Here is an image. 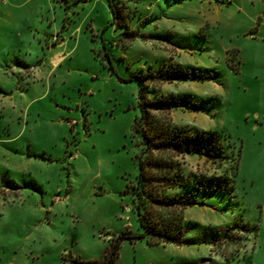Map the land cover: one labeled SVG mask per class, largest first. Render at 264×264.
Wrapping results in <instances>:
<instances>
[{"label":"rangeland","instance_id":"374dc122","mask_svg":"<svg viewBox=\"0 0 264 264\" xmlns=\"http://www.w3.org/2000/svg\"><path fill=\"white\" fill-rule=\"evenodd\" d=\"M123 4L0 0V264H264V0ZM162 97L156 119L226 146L179 159L224 190L168 192L197 199L181 246L136 237L135 129Z\"/></svg>","mask_w":264,"mask_h":264},{"label":"trees","instance_id":"16d2710c","mask_svg":"<svg viewBox=\"0 0 264 264\" xmlns=\"http://www.w3.org/2000/svg\"><path fill=\"white\" fill-rule=\"evenodd\" d=\"M106 0L108 8L113 14H122V22L125 20L124 2L134 0ZM122 2V3H121ZM125 15V16H124ZM124 17V18H123ZM121 19V17H120ZM128 39L133 40L136 32H127ZM179 71V70H178ZM187 78L186 76H184ZM181 79L175 75L160 76L161 81ZM141 115L138 117L136 134L141 137V156L137 160L138 174L135 184L132 186L134 211L142 230L136 237L146 239L149 245L184 244V218L186 208L197 204V199L190 194L189 198H177L168 194L178 187L194 188L196 191L213 194L223 192L219 183L221 178H205L195 183L183 177L182 163L187 155L202 154L209 157L223 155L226 146L223 145L224 137L212 131H202L196 128H182L173 125L170 121H159L151 111L169 115L172 111V102L165 97L157 101L145 99L141 101ZM227 147H231L229 143ZM239 151L236 154L238 162ZM237 169V165L236 168ZM230 179L223 180L228 184ZM227 189L232 190L228 184ZM117 247L113 246L106 263L113 264Z\"/></svg>","mask_w":264,"mask_h":264}]
</instances>
